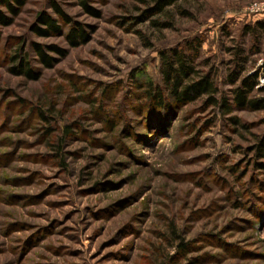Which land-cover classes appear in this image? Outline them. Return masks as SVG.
I'll use <instances>...</instances> for the list:
<instances>
[{
	"label": "rangeland",
	"instance_id": "rangeland-1",
	"mask_svg": "<svg viewBox=\"0 0 264 264\" xmlns=\"http://www.w3.org/2000/svg\"><path fill=\"white\" fill-rule=\"evenodd\" d=\"M261 2L0 8L11 19L0 24V264H264V109L237 107L229 75L258 72L250 96L264 99V29H247L264 21L247 12ZM42 13L58 31H34ZM188 44L229 113L206 97H149V82L162 86L159 51ZM19 52L35 78L10 70Z\"/></svg>",
	"mask_w": 264,
	"mask_h": 264
},
{
	"label": "trees",
	"instance_id": "trees-1",
	"mask_svg": "<svg viewBox=\"0 0 264 264\" xmlns=\"http://www.w3.org/2000/svg\"><path fill=\"white\" fill-rule=\"evenodd\" d=\"M23 0H0V8L4 7L8 12L15 14L18 6ZM177 0H156L155 12H160L164 7L175 3ZM81 5L89 9L85 0H80ZM55 15L63 22H69V18L62 10V8L55 2L50 6ZM44 28L34 27V31L39 35H46L47 33L56 32L59 30L57 20L49 14L42 13L38 20ZM11 19L3 14L0 10V24H8ZM251 33H255V29H264V21H257L254 26L247 28ZM85 33L79 27L73 28L68 34V40L73 45H76L84 39ZM197 44H199L197 42ZM197 44H188L185 49L178 47L163 49L159 51L160 59V75L162 86L153 85L149 82L147 91L149 97L158 106L165 105L164 94H166L171 101L177 104H187L195 101L201 97H206L208 105L220 106L225 113L230 112V105L226 104L224 97L220 99L218 96V87L210 76V73H203L196 68L194 58L197 55ZM53 48V47H52ZM34 49L38 55L40 62L46 66H50L53 58L48 56L43 47L35 44ZM56 49L57 48H53ZM189 49V52H187ZM60 52V50H58ZM11 63H15L10 70L13 73L26 75L28 78H35V74L29 67V63L24 55L20 52L10 58ZM243 70L242 65L238 64V72L230 73V82L235 83L240 81L237 86L232 89L233 103L239 108H248L251 110L264 109V99L252 98L250 94L257 85L258 72H253L246 77H240L239 71ZM262 75L264 76V64L262 66ZM164 103V104H163ZM236 121L235 118H231ZM261 146L263 144H260ZM258 148L260 155H264V149Z\"/></svg>",
	"mask_w": 264,
	"mask_h": 264
},
{
	"label": "built area",
	"instance_id": "built-area-1",
	"mask_svg": "<svg viewBox=\"0 0 264 264\" xmlns=\"http://www.w3.org/2000/svg\"><path fill=\"white\" fill-rule=\"evenodd\" d=\"M264 11V2L254 4L252 7L247 8L249 14H255Z\"/></svg>",
	"mask_w": 264,
	"mask_h": 264
}]
</instances>
